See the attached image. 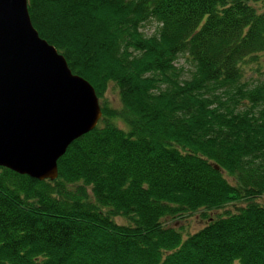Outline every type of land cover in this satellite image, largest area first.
<instances>
[{
    "label": "trees",
    "instance_id": "trees-1",
    "mask_svg": "<svg viewBox=\"0 0 264 264\" xmlns=\"http://www.w3.org/2000/svg\"><path fill=\"white\" fill-rule=\"evenodd\" d=\"M28 7L103 115L55 180L0 166V264H264V0Z\"/></svg>",
    "mask_w": 264,
    "mask_h": 264
},
{
    "label": "water",
    "instance_id": "water-1",
    "mask_svg": "<svg viewBox=\"0 0 264 264\" xmlns=\"http://www.w3.org/2000/svg\"><path fill=\"white\" fill-rule=\"evenodd\" d=\"M103 112L95 87L41 37L28 0H0V166L39 180Z\"/></svg>",
    "mask_w": 264,
    "mask_h": 264
},
{
    "label": "rangeland",
    "instance_id": "rangeland-1",
    "mask_svg": "<svg viewBox=\"0 0 264 264\" xmlns=\"http://www.w3.org/2000/svg\"><path fill=\"white\" fill-rule=\"evenodd\" d=\"M156 28H157V24L155 22L149 23V24L145 25L144 31L147 34H151L155 31ZM179 63L183 64L186 69L190 68V65H187L184 58L179 60ZM105 97L107 100H109V102H112L114 105L120 104L119 95L113 90L112 86L106 92ZM58 167H59V165H58ZM234 208H235L234 206L231 207V209H234ZM205 221L206 220H204V218L202 216H200L199 213H196V215L193 214L192 217H190L188 219L186 218L182 221H179V222H177V224H175V221H174L173 224H175V226H177L179 229L186 228L189 232H195L196 230L200 229L205 224Z\"/></svg>",
    "mask_w": 264,
    "mask_h": 264
}]
</instances>
